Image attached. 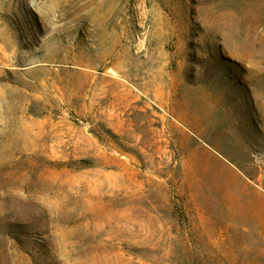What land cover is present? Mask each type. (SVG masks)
<instances>
[{"label": "rangeland", "instance_id": "obj_1", "mask_svg": "<svg viewBox=\"0 0 264 264\" xmlns=\"http://www.w3.org/2000/svg\"><path fill=\"white\" fill-rule=\"evenodd\" d=\"M0 264H264V0H0Z\"/></svg>", "mask_w": 264, "mask_h": 264}]
</instances>
